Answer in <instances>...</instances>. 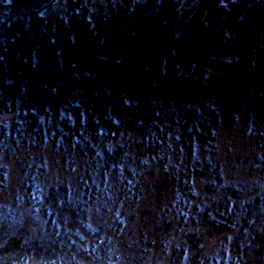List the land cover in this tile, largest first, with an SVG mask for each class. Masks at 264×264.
<instances>
[{
    "label": "trees",
    "instance_id": "16d2710c",
    "mask_svg": "<svg viewBox=\"0 0 264 264\" xmlns=\"http://www.w3.org/2000/svg\"><path fill=\"white\" fill-rule=\"evenodd\" d=\"M113 36L135 37L145 54L163 42L164 56L138 63L135 51L110 49ZM0 105L18 112L3 129L50 145L67 172L52 181L44 156L24 165L11 203L0 202V264L48 250L95 260L87 242L97 244L99 231L66 225L132 192L139 176L169 170L185 175L165 213L177 226L190 224L196 183L209 193L183 245L201 250L193 264H264V0H0ZM240 124L257 144L228 161ZM9 175L0 164V191ZM204 237L217 248L205 251Z\"/></svg>",
    "mask_w": 264,
    "mask_h": 264
},
{
    "label": "rangeland",
    "instance_id": "374dc122",
    "mask_svg": "<svg viewBox=\"0 0 264 264\" xmlns=\"http://www.w3.org/2000/svg\"><path fill=\"white\" fill-rule=\"evenodd\" d=\"M57 9V8H56ZM49 17V22L54 21V11L46 12ZM129 22V21H128ZM128 22L126 24H128ZM103 36V41L106 39ZM110 49L128 48L137 53L136 62L144 63L153 61L154 58H162L164 56V43H155L153 46L154 53L137 52V45H135V37L127 41H119L114 36L110 38ZM47 54L41 52L37 54L36 58H46ZM96 70L99 67V62L96 63ZM92 70V72L96 71ZM7 107L0 105V164H5L10 167V184L8 187L0 191V202L4 204L11 203V198L14 197L18 189V183L21 175V170L26 164H32L34 160H38L40 156H44L50 163L49 177L52 181H65L67 172L64 166L58 165L61 161V156H56L52 151L50 145L44 148L38 145L31 144L25 140V130L21 133L14 132L9 129H3V121L14 118L18 112L7 110ZM243 116V112L239 113V117ZM239 128L234 130L233 142L229 145L232 150L227 152V159L238 160L240 157L249 155L251 150L256 147L257 138L254 136L243 135ZM8 132V136H4V131ZM36 156V157H35ZM82 163L78 158L73 163V170L81 172ZM183 169V166H180ZM180 169V170H181ZM243 171H239V177H243ZM76 180H79L74 175ZM96 182L100 181V174L94 176ZM185 182V175L182 173H174L171 170L168 172H156L153 175H141L138 178V187L132 192L119 194L117 199L107 200L106 202L93 203L88 220L79 221L77 224L71 226L66 225L67 231L79 230V233L86 235L91 224L99 239L96 243H89L96 251V259L83 258L76 262L67 260L66 253H54L50 250L42 257L31 259L29 264H193L192 255H201V250L191 249L186 250L183 245L186 243L189 246L190 235L197 232L195 222L200 221L201 215L208 205L207 196L209 195L203 184L196 183L195 196H188L186 201L187 208L184 211L190 218V224L184 223L180 227L176 219L167 217L172 201L177 193L183 190V183ZM194 184V183H193ZM195 186V185H194ZM178 207V204H177ZM189 207V208H188ZM166 211L163 212V209ZM4 212V210H3ZM167 212V216L165 213ZM120 222V223H119ZM0 223L5 224L6 219L3 214H0ZM176 225V226H175ZM84 229H80V227ZM181 228L175 232L172 228ZM9 229L5 227L3 233ZM9 232H11L9 230ZM8 232V233H9ZM78 233V232H77ZM67 241L73 236L67 237ZM95 239V240H96ZM205 244V251L210 252L217 248L216 241L202 238ZM167 245L166 250L164 247ZM108 250V251H106ZM104 251L106 255L104 254ZM185 254V257L182 258ZM22 258V257H21ZM58 260V262H57ZM28 264V263H27Z\"/></svg>",
    "mask_w": 264,
    "mask_h": 264
},
{
    "label": "bare ground",
    "instance_id": "6f19581e",
    "mask_svg": "<svg viewBox=\"0 0 264 264\" xmlns=\"http://www.w3.org/2000/svg\"><path fill=\"white\" fill-rule=\"evenodd\" d=\"M86 242H87V241H86ZM88 244H89V242H87V245H88ZM79 258H80V259H83L84 257H75V258H70V257H69V260H70L71 262H73V261H78V260H80ZM71 259H72L73 261H72ZM73 263H74V262H73Z\"/></svg>",
    "mask_w": 264,
    "mask_h": 264
}]
</instances>
